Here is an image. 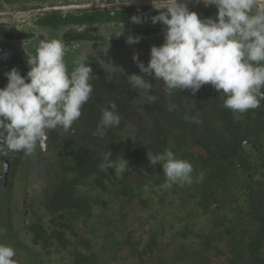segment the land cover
<instances>
[{
	"label": "trees",
	"instance_id": "1",
	"mask_svg": "<svg viewBox=\"0 0 264 264\" xmlns=\"http://www.w3.org/2000/svg\"><path fill=\"white\" fill-rule=\"evenodd\" d=\"M156 14L150 8H130L114 15L69 13L64 20L62 13H55V22L60 19L63 25L132 23L133 15L147 19L138 24L144 35L139 43L114 46L119 50L117 64L124 62L119 72L106 74L91 67L93 92L76 120L79 135L72 139L62 164L64 183L40 211L41 222L29 223L34 242L43 241L47 248L36 253L37 261L51 254L55 242L66 241L64 249L71 246L74 252L73 262L66 264H264V100L237 118L223 107L225 97L210 84L193 95L188 89L169 91L162 81L149 78L153 84L149 94L156 99L148 101L144 90L133 88L127 77L144 75L134 54L147 65L151 47L164 42L163 25L150 20ZM15 67L29 71L27 64ZM7 82L4 79L0 87ZM111 102L117 105L120 124L105 129L102 137L94 135L101 109ZM166 149L192 164L191 184L162 187L166 180L162 166L151 165L148 152ZM109 150L112 155L105 161ZM102 163L110 166L101 168ZM134 168L138 180H128L126 174ZM82 186L97 192H84ZM11 197L0 192V209L6 208L0 216L7 221L8 237L16 230ZM80 221L92 239H81L84 251L76 252L74 228ZM66 230L73 232L71 240ZM14 241L7 242L17 253L14 258L23 255V263L31 264L23 251L27 239Z\"/></svg>",
	"mask_w": 264,
	"mask_h": 264
},
{
	"label": "clouds",
	"instance_id": "2",
	"mask_svg": "<svg viewBox=\"0 0 264 264\" xmlns=\"http://www.w3.org/2000/svg\"><path fill=\"white\" fill-rule=\"evenodd\" d=\"M151 3L158 14L150 20L163 25L164 42L151 47L147 65L138 54L133 55L144 74L127 77L133 88L144 90L147 100L155 101L156 97L149 94L153 87L149 78L162 81L169 91L188 89L193 95L210 84L225 97L223 107L237 118L260 107L264 100V0H203L206 7L217 9L211 17H202L181 0ZM146 19L139 15L131 17L136 24ZM140 39L130 35L126 43L137 44ZM26 55L27 75H21L14 67L5 73L6 86L0 87V145L6 146L7 152L31 156L48 129L59 127L67 132L80 118L82 106L93 92V70L81 56L69 73L64 61L65 46L60 39L42 40L34 55ZM116 108L111 102L101 109L94 135L102 137L105 129L120 124ZM185 119L201 123L195 117ZM4 151L5 147H0V152ZM111 155L109 150L105 161ZM148 158L151 165L162 166L166 177L163 188L193 182L192 164L170 149L160 154L148 152ZM106 166L110 165H100ZM15 255L11 246L0 244V264H15Z\"/></svg>",
	"mask_w": 264,
	"mask_h": 264
},
{
	"label": "flooded vegetation",
	"instance_id": "3",
	"mask_svg": "<svg viewBox=\"0 0 264 264\" xmlns=\"http://www.w3.org/2000/svg\"><path fill=\"white\" fill-rule=\"evenodd\" d=\"M127 1L132 0H86L82 3L77 2L76 0H0V84L4 79H7L5 73L14 68L15 64H27L26 52L28 55H34L35 49L40 41L45 39L62 40L65 46L64 61L68 72L70 73L73 70L72 64L75 66V57L81 51L83 52L82 56L86 58L85 63L90 64V66L91 64L94 65L97 70L96 72H98L100 66L97 63L100 62L99 60H102L100 56L104 53L107 55L108 53L99 51L98 47H102L105 51L108 49L114 50L116 49V47L114 48L116 44L124 45L130 35L144 37V35L138 32L139 25L133 22H117L110 24L98 22L91 25H63L60 19L55 22L56 12L62 13V18L65 20L69 13H74L79 16L88 12L107 11L110 12L111 15H114L115 12H122L130 8L153 9V7L122 6L114 10H76L72 12L53 11L40 14L35 13L28 16L18 15L19 13L57 6L118 4ZM134 1L145 2L151 0ZM186 1H189L187 3L189 9L198 12L202 17L215 16L217 12L215 6L206 7L203 2H199L198 0H181L182 3H186ZM161 32L164 33L163 30ZM77 35L80 38H77L76 40L71 38ZM109 36H111L110 40ZM149 40L151 41V39ZM5 54H7L6 58ZM77 59H79V55ZM100 64L102 63L100 62ZM20 72L21 75H27V72L23 69H21ZM77 127L78 124L75 121L67 132L59 127L56 129H48L45 137L38 142L37 147L31 156H25L23 152H7L6 147L0 145V147H5V151L0 152V192L2 193L4 190L6 195L7 193H11V198L14 201V210L16 212V216L13 218V226L16 228L13 237H8L9 234L5 231L7 221H4L0 216V224H3L0 225V244L8 245L7 242L12 239L24 243V238H26L29 243L26 247L27 250L23 251H26L29 254V256H27L32 261L31 264H54L52 255L54 250H56L55 248L59 246L63 248L62 258L59 260V264L73 262L72 253L74 252H70L71 246L64 249V245L67 246L66 241L55 242L50 249L51 254L45 259L39 261L35 260L36 253L41 254L46 252L47 248L44 246L45 242L43 241L37 243L34 242L35 233L31 232L29 229V227H31V225L29 226V223L31 219L37 223V220H39V213L41 210L43 211V209H45V203L50 201L52 192H54V190L60 185H63L66 174L63 173L62 164L64 159L70 154L69 146L72 139L75 137L77 138L79 135ZM136 171L135 168L131 171L129 169V173L126 174L127 179L131 181L138 180L136 178ZM19 175H21V177H18ZM80 189L84 192H97V190L91 192V189L84 186L80 187ZM0 211H6V208L4 210L0 209ZM33 213L36 214V217L33 216ZM48 216L49 215L44 218H47L48 220ZM84 218L86 217L84 216ZM51 219L52 218L50 217L48 221L50 222ZM39 221L41 222V220ZM81 222L82 221H80L74 228V233H76L77 237H73L74 234L71 230L65 231L69 240L73 237V246L76 252L84 251L81 239L86 240L91 237L88 228L83 226ZM80 228L84 229V232L81 231ZM64 253L68 258L63 257ZM23 258L24 256L19 254L17 258L13 259L17 262L22 259L23 263Z\"/></svg>",
	"mask_w": 264,
	"mask_h": 264
},
{
	"label": "rangeland",
	"instance_id": "4",
	"mask_svg": "<svg viewBox=\"0 0 264 264\" xmlns=\"http://www.w3.org/2000/svg\"><path fill=\"white\" fill-rule=\"evenodd\" d=\"M76 1L82 3V2H85L86 0H76ZM98 50L99 51L108 52L107 53L108 56L106 55V53H104V54H102L100 56L102 60L98 59L102 64H100V62L97 63L100 66L98 69L105 70L106 74L107 73H109V74L117 73V72H119V69L122 66H124V62L123 61H119V64H117V62H118L117 59H114V58L117 57V55H119V54H117V53H119V50L117 48L114 49V50H109L108 49V50L105 51L102 47H98ZM114 52H116L115 55L113 54ZM78 55H79V58H80L83 55V52L81 51V52H79V54L76 55V57H75L76 60H77ZM72 67L74 69V67H75L74 64H72ZM91 67H95V66L91 64ZM18 177H21V175H19ZM197 224H198L197 227H199L201 225V221L200 222L197 221ZM80 230L84 232V229L80 228ZM101 241H102V237L99 236L98 239H97V243L100 245ZM55 249L56 250H54L53 255H52V260H53L54 264H59V262H60L59 260L62 258V249L63 248L61 246H59V247H56ZM64 254H63V257H66V254L65 255ZM66 258H68V257H66Z\"/></svg>",
	"mask_w": 264,
	"mask_h": 264
},
{
	"label": "water",
	"instance_id": "5",
	"mask_svg": "<svg viewBox=\"0 0 264 264\" xmlns=\"http://www.w3.org/2000/svg\"><path fill=\"white\" fill-rule=\"evenodd\" d=\"M199 2H203V0H198ZM189 1H186V4ZM143 7V6H152L151 1H127L125 3H118V4H85V5H70V6H57V7H52V8H45L42 10H36V11H31V12H22L19 13L18 15H24L28 16L30 14H40V13H45V12H53V11H61V12H72L76 10H114L120 7ZM153 7V6H152Z\"/></svg>",
	"mask_w": 264,
	"mask_h": 264
}]
</instances>
